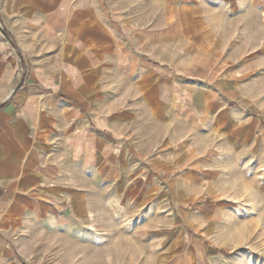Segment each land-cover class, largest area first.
<instances>
[{
	"label": "crops",
	"instance_id": "crops-1",
	"mask_svg": "<svg viewBox=\"0 0 264 264\" xmlns=\"http://www.w3.org/2000/svg\"><path fill=\"white\" fill-rule=\"evenodd\" d=\"M254 2L0 0V264H35L29 235L63 229L65 207L84 225L91 204L70 169L95 177L125 146L175 158L146 129L172 97L186 111L191 81L213 76L210 33Z\"/></svg>",
	"mask_w": 264,
	"mask_h": 264
},
{
	"label": "rangeland",
	"instance_id": "rangeland-1",
	"mask_svg": "<svg viewBox=\"0 0 264 264\" xmlns=\"http://www.w3.org/2000/svg\"><path fill=\"white\" fill-rule=\"evenodd\" d=\"M254 1L210 33L213 76L191 81L186 111L172 97L169 110L146 129L160 141L157 156L175 158H141L124 145L127 157L113 152L95 177L66 169L69 184L88 196L87 219L70 224L65 207L63 229L43 225L41 235H29L28 260L264 264V0ZM198 137L199 151L191 146ZM176 141H187L186 153Z\"/></svg>",
	"mask_w": 264,
	"mask_h": 264
}]
</instances>
